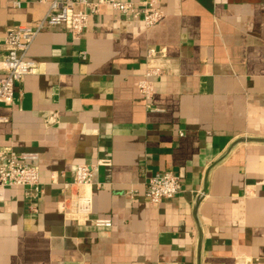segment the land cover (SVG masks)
Returning <instances> with one entry per match:
<instances>
[{"label": "crops", "instance_id": "obj_1", "mask_svg": "<svg viewBox=\"0 0 264 264\" xmlns=\"http://www.w3.org/2000/svg\"><path fill=\"white\" fill-rule=\"evenodd\" d=\"M49 1L0 0V48ZM159 7L150 29L104 5L78 39L36 37L37 70L0 102V152H38L45 193L34 211L25 187L4 190L0 264H264V0ZM150 47L171 62L154 111L138 86ZM99 160L91 218L109 227L60 205L77 166ZM168 171L181 193L149 202L147 179Z\"/></svg>", "mask_w": 264, "mask_h": 264}, {"label": "built area", "instance_id": "obj_2", "mask_svg": "<svg viewBox=\"0 0 264 264\" xmlns=\"http://www.w3.org/2000/svg\"><path fill=\"white\" fill-rule=\"evenodd\" d=\"M44 1V0H41ZM160 0H51L46 15L34 25H19L8 30L0 48V102H11L15 88L27 75L34 73L37 63L28 58V52L39 33L45 30L63 28L75 39L80 38L88 28L90 19L98 15L104 5H109L121 15L140 22L146 29L157 25L165 16L159 7ZM81 57L87 59L86 52ZM171 71V62L155 47L146 53V70L139 79V90L144 95L147 108L152 105L155 94V79ZM51 122V118L48 120ZM40 154L34 151L0 152V201L4 190L11 186L26 188V195L36 211V202L43 197L45 189L40 180L37 163ZM108 161L99 160L95 165L79 164L74 179L65 183L63 191L68 195L60 205L64 215L79 223H92L97 227H109L112 219L91 218L93 201V173ZM181 178L173 172H163L147 179L146 199L159 204L181 193Z\"/></svg>", "mask_w": 264, "mask_h": 264}]
</instances>
